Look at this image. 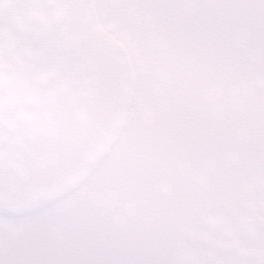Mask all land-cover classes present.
Returning a JSON list of instances; mask_svg holds the SVG:
<instances>
[{"label":"rangeland","instance_id":"obj_1","mask_svg":"<svg viewBox=\"0 0 264 264\" xmlns=\"http://www.w3.org/2000/svg\"><path fill=\"white\" fill-rule=\"evenodd\" d=\"M29 2L33 3L31 9L34 14V29L43 41L49 42L48 44L51 46L52 55L54 56L55 62L52 67V73L55 78L57 92L53 95L50 104L51 106H59L58 117L61 120V124L54 126V130H49L48 134L45 132L41 136L40 144L34 148L32 155L29 157V163L25 167L24 179L19 180L6 193L8 195L3 196V199L0 200V208L4 212H9L7 209H13V211L20 209L23 206L21 204L30 208H38L40 207L38 204L43 202L48 196H57L59 190H63L68 186L72 169L70 162L62 157V146L72 143L73 139L70 138L68 129L73 123L72 117L78 110L79 104L81 103L85 106L81 99L83 100L86 80H89L87 72L79 68L76 54L72 50L73 47L68 46L67 41L65 42V38L62 37V33L59 30V28L62 29L60 16L56 15L51 5H46L40 0L38 2L29 0ZM231 3H233V9H230ZM91 4L95 16V11L97 10V14L100 15V21L104 22L105 26L103 28L108 29L110 34L119 38L123 37L121 27H116L113 23L118 20L122 24L124 19L118 17L111 20L106 13L113 11L116 7H123L127 11H136L138 6L135 0H91ZM215 4H217V10L214 12L215 16L221 13L220 5L225 8V12L233 13V29L228 35L231 38L233 37V59L244 57L247 49H250L254 43L258 44L261 49L264 44V0H254V2L249 4L246 0H216ZM172 5H174L173 2L171 3ZM139 24V20L131 24L129 28H131L132 33ZM226 51L231 52L232 49L229 48ZM236 52L237 56L235 55ZM256 53L258 60L264 62V52L259 50ZM246 64L249 63L246 62ZM243 66V70L235 74L236 79L233 82V116L237 115V118L247 117L248 115L244 114L246 105L240 108L239 98L234 97V95H237L236 93L240 91H247L246 87L248 84L251 86V88L249 86L251 91L255 89L253 75L251 73L250 77L248 74L251 71L254 73V68L249 66L247 70L246 65L243 64ZM229 67H233V62L225 65V68ZM261 85H263V82H261ZM56 95L58 96L56 97ZM252 95L253 93L250 95L247 91L245 101H249ZM133 107H135L134 113L130 109L128 111L126 126L130 122L135 123L139 116L138 103L136 102ZM227 109L229 108L227 107ZM227 114L224 113L222 115ZM262 123H264V120ZM71 129L74 128L71 126ZM253 138H256V134H252L247 142H244L241 146L234 143L229 153V159L223 160L222 163L219 161L218 166L214 157L220 152L211 149L207 144L203 145L200 141L195 146L196 149L193 151V156L189 159H184L183 164L178 165V170L172 172L171 177L165 179L169 186L170 183L174 184V182H180V184L173 193H169L171 200L169 206L172 208V212H168L167 216L163 215L162 218L159 215L168 203L166 202L165 205L164 196L160 194L161 185H156L158 200L154 207L153 217L158 219H156L155 231L150 236L147 245L153 248V253H155L157 258L150 261L147 259L144 264H167L168 259L162 257L166 256V252L168 253L169 250L170 241L167 239L168 235L172 233L171 235L174 237L178 230L176 226L182 222L183 215L190 214L198 208L212 210L211 213L217 216V223L224 224L225 230H228L229 223L233 224V252L237 255L235 257L237 264H264V199L261 193V182L264 177V147L259 142H253ZM117 142L118 139L111 145L97 170L87 179H93L94 183L91 185L90 191L93 194L101 195V181L110 186H112V183L113 190L120 184L112 165L113 152H117L121 148ZM124 146L126 147V145ZM56 150L59 151L56 152ZM212 155L215 156L213 157ZM232 156L233 159L231 158ZM219 169H222V173L217 175V170ZM84 188L85 186L82 187V190L86 192ZM191 189L194 191H191ZM66 194H70V191L64 193V195ZM62 195L63 192L55 197L54 200ZM127 197L129 198L127 203H130L135 198L132 193H129ZM135 199H138V197ZM79 200L72 195L71 201L77 204L75 207L77 210L80 207ZM177 200L181 202L180 205L177 204ZM171 213L178 214L170 222ZM246 222L249 224H245ZM134 223H136L135 220L132 224ZM173 225L177 229L174 230ZM3 228L1 231L5 232V225ZM130 230L131 228H129L128 234ZM29 233L35 235L36 231L35 229H30ZM236 242L242 247L238 248ZM129 244L130 242L126 243L127 246ZM152 245L156 248L152 247ZM13 254L14 252L12 249L9 250V247L0 250V264H8L5 258L13 259ZM170 260L168 264H176L175 259Z\"/></svg>","mask_w":264,"mask_h":264},{"label":"bare ground","instance_id":"obj_2","mask_svg":"<svg viewBox=\"0 0 264 264\" xmlns=\"http://www.w3.org/2000/svg\"><path fill=\"white\" fill-rule=\"evenodd\" d=\"M51 1L62 15L65 42L79 47V68L89 72V85L81 99L85 106L79 104L72 117L74 129H68L72 143L62 146V157L70 162L71 169L79 166L74 172L78 173L83 172L85 165L91 167L117 134L127 105L129 69L121 47L94 19L88 0ZM27 3L32 11L33 3Z\"/></svg>","mask_w":264,"mask_h":264},{"label":"trees","instance_id":"obj_3","mask_svg":"<svg viewBox=\"0 0 264 264\" xmlns=\"http://www.w3.org/2000/svg\"><path fill=\"white\" fill-rule=\"evenodd\" d=\"M145 15L149 21H155L156 28L149 31L147 39L135 38L131 47L135 54H133L135 77L139 82H146L142 96L145 98L147 128L168 129L175 122L188 128L192 119L190 108L198 100L196 97L190 99L193 92L191 85L202 78L200 66L204 67L206 64L203 51L200 60L196 61L199 52L196 47L189 51L187 48L189 44H186L184 38L171 39V20L166 18L165 14L157 16L151 12ZM219 23L216 20V28L223 31L227 26L226 22L220 18ZM141 53L142 56H139ZM145 61H148V64L143 71ZM138 62L141 63L140 67ZM175 141L179 142L177 139ZM155 144L161 146L158 142Z\"/></svg>","mask_w":264,"mask_h":264},{"label":"water","instance_id":"obj_4","mask_svg":"<svg viewBox=\"0 0 264 264\" xmlns=\"http://www.w3.org/2000/svg\"><path fill=\"white\" fill-rule=\"evenodd\" d=\"M22 5L23 0H0V180L10 178L8 166L16 168L13 161L19 160L18 151L27 142L19 122L26 118L27 109L17 104L35 101L41 88L52 91L51 79L43 76L53 67V61L48 64L47 60L49 49L41 43L36 48Z\"/></svg>","mask_w":264,"mask_h":264},{"label":"flooded vegetation","instance_id":"obj_5","mask_svg":"<svg viewBox=\"0 0 264 264\" xmlns=\"http://www.w3.org/2000/svg\"><path fill=\"white\" fill-rule=\"evenodd\" d=\"M93 214V212H87V219H90L89 216ZM101 214L106 221L114 223L105 225L100 223L99 229L95 230L93 227H96V225L94 224H88L87 222L78 223L80 220L79 213H73L75 217H71L64 224V228L61 225L63 229L62 237L61 229L42 231L39 235L45 236V239H41L38 245L33 240L35 235L30 234L24 227L18 231L14 224H7L6 231L2 232V225H0V250H3L5 246L10 247L14 252L13 259L6 258L8 264H77L79 260L89 261L91 259H95L100 264H126V260L144 259L145 253L143 252L142 244L144 243L145 235L136 236L137 241H140V243L137 251L134 252L123 242L127 233L125 226L139 215L137 219L139 222L134 226L132 224L129 225L132 229H139L143 226V221L148 220L150 222L154 211L150 207L146 211H141V209H132L130 211L122 209L118 212L115 209H103ZM60 218L61 212H57L56 219L60 220ZM115 221L118 223H115ZM104 227V230H100ZM143 228H145V224ZM81 232H86L87 234ZM84 235L92 236L94 239L86 247H83L80 242ZM19 238H23L22 241L25 246H20L21 241H19ZM215 240V237L211 239L212 249L215 248ZM66 241H69V244H63ZM136 254H140V257ZM201 254L203 258L199 257L197 259H205L208 252L201 250ZM212 259H221V256L213 257Z\"/></svg>","mask_w":264,"mask_h":264}]
</instances>
